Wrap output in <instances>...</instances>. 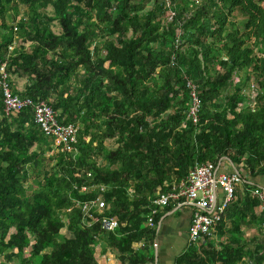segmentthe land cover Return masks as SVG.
Instances as JSON below:
<instances>
[{
    "label": "trees",
    "instance_id": "obj_1",
    "mask_svg": "<svg viewBox=\"0 0 264 264\" xmlns=\"http://www.w3.org/2000/svg\"><path fill=\"white\" fill-rule=\"evenodd\" d=\"M18 3L31 8L28 21L9 24ZM48 5L53 16L38 10ZM55 19L60 33L49 27ZM18 30L31 49L20 42L9 52ZM0 35L7 71L30 79L14 91L47 101L59 122L79 127L76 149L57 144L52 170L37 188L26 186L28 167L42 164L54 140L31 107L6 115L0 91V253L30 246L29 263L98 264L93 246L106 214L119 221L108 232L119 260L151 263L155 229L145 223L156 191L208 160L230 158L250 175L264 173V0H0ZM188 81L201 99L196 123L187 119ZM252 83L254 107L243 93ZM107 138L117 147L106 148ZM98 195L103 214L84 216L78 203ZM259 203L247 188L214 223L219 240L206 235L174 264H264V233L254 248L238 236L251 223L245 212Z\"/></svg>",
    "mask_w": 264,
    "mask_h": 264
},
{
    "label": "built area",
    "instance_id": "obj_2",
    "mask_svg": "<svg viewBox=\"0 0 264 264\" xmlns=\"http://www.w3.org/2000/svg\"><path fill=\"white\" fill-rule=\"evenodd\" d=\"M171 18V17H170ZM17 30V27L14 28ZM1 38V35H0ZM178 41V39H177ZM15 42L8 46L9 52L14 49ZM10 73L7 71V59L0 57V91L2 93L3 111L6 115H12L21 110L31 107L34 112V119L43 132L52 138L56 144H60L63 150H75L74 142L77 138L78 126L73 123L64 124L58 121L57 111L45 100H34L28 96H21L16 93L12 86ZM190 88V100L188 103L187 119L196 123L201 110V99L197 93L193 82L188 81ZM243 93L248 95L249 104L254 107L256 104L259 89L255 84H251ZM245 103H240L238 110L244 107ZM212 161L196 163L189 170L187 175L181 180H174L168 184L170 188L166 191H156L152 198V208L147 214V225L153 227L155 216L161 207L174 203L176 205L186 204L192 209L191 223L189 226V239L192 244L203 241L206 235H213L214 223L220 219L228 204L236 198L237 186L246 177L240 171H220L219 165ZM248 174V172L246 173ZM220 188L223 197L217 204V191ZM105 185L100 186L104 191ZM260 201V206L264 210V188L256 187L252 191ZM106 201L102 195L95 199L78 203L84 216L93 217V212L102 213L106 208ZM91 224V222H89ZM101 229L104 232H112L119 226L117 217L103 214L100 219Z\"/></svg>",
    "mask_w": 264,
    "mask_h": 264
},
{
    "label": "crops",
    "instance_id": "obj_3",
    "mask_svg": "<svg viewBox=\"0 0 264 264\" xmlns=\"http://www.w3.org/2000/svg\"><path fill=\"white\" fill-rule=\"evenodd\" d=\"M18 76V84H13L17 88V91H22L25 89L26 85L23 84L24 80L20 79ZM14 87V88H15ZM13 88V89H14ZM16 90V89H14ZM220 171L230 172V171H240L246 177L243 182L237 186L236 198L238 202H241L245 196V191L250 188L252 192L256 187L264 188V173L250 175L247 169H244L242 163H235L224 158L219 165ZM248 172V174H246ZM247 184L253 185V187ZM223 197V192L220 188L217 191V204L220 203ZM264 210L261 208L260 203L257 206L251 208V210L246 211L244 218L245 221H250V224H242L238 236L242 243H248L249 247L254 248L256 243H259L262 239L260 234L264 233V217L262 213ZM192 209L186 204L176 205L171 203L167 207H161L157 213V218L155 224L152 228L155 229V238L153 241V253L155 259L151 263L147 264H174L175 259L187 250L191 244L189 239V226L191 223ZM252 218L253 220H251ZM147 225V222L145 223ZM149 226V225H147ZM151 227V226H150ZM63 236L70 237L72 233L67 229L62 231ZM228 233L227 236H230ZM108 232H101L96 243L93 246L94 255L98 264H123L119 258L118 253L111 249L108 245ZM212 238L219 240V236L213 233ZM224 239V237H222ZM32 237V241H33ZM143 241L135 242L133 245L138 248ZM48 248L46 251H50ZM31 247H26L23 253L16 254V249H8L0 253V264H33L26 261V258L30 255ZM6 254H11V257H7ZM35 262V261H34Z\"/></svg>",
    "mask_w": 264,
    "mask_h": 264
},
{
    "label": "rangeland",
    "instance_id": "obj_4",
    "mask_svg": "<svg viewBox=\"0 0 264 264\" xmlns=\"http://www.w3.org/2000/svg\"><path fill=\"white\" fill-rule=\"evenodd\" d=\"M197 1V0H196ZM16 10H17V14H16V20L14 21H11L9 22V24H12V25H16L18 20H22V19H25L26 21H28V17H29V13H30V10L31 8L25 4H22V3H18L17 4V7H16ZM38 10H40L41 12H43L44 14H46L47 16H53L54 14V11H53V7L51 5H48L46 8H39ZM235 16H236V20L240 23L243 22L244 18L243 16L239 13V12H236L235 13ZM49 27L51 30H53L54 32L56 33H60L61 32V27L59 25V22L58 20H53L50 22L49 24ZM15 45L18 44V46L20 45V42H21V46H24L27 50H30L31 49V42L29 41H23L21 40L22 36H21V32L19 33V30L18 31H15ZM128 35H130V33H128ZM104 39H98L97 43L99 45H102ZM13 42V43H14ZM258 54H262V52H259L258 50H256ZM79 73H82V69L79 70ZM11 81L13 84H18V76L17 75H12L11 74ZM21 80H24V83L23 84H27L30 82V79L28 77H21L20 78ZM70 83H74V77L69 81ZM15 87V85H13V88ZM14 89L17 90V88L15 87ZM104 129L101 130V132L103 131ZM104 144L106 146V148L108 149H114L117 147L118 143L116 141L115 138H107L105 139L104 141ZM50 148H52L50 151H47L46 154L44 155L43 157V162L41 165H39L38 168H34L33 170V167L29 166V172H30V176L27 180V182L25 183L26 186H29V187H32V188H37L38 187V183L36 182V180H39L41 179L42 180V177H43V174L45 171H49V170H52V167L55 163V160L54 159H50V156H52L54 154V152L56 151V148H57V144L56 142H51L50 143ZM94 159L97 161L98 164L100 165H105V160L101 157V155H94ZM37 169H40V171H37ZM65 220H66V217L64 216L63 217ZM63 236V234H62ZM61 235L58 236V238H62Z\"/></svg>",
    "mask_w": 264,
    "mask_h": 264
},
{
    "label": "water",
    "instance_id": "obj_5",
    "mask_svg": "<svg viewBox=\"0 0 264 264\" xmlns=\"http://www.w3.org/2000/svg\"><path fill=\"white\" fill-rule=\"evenodd\" d=\"M229 161H231V159L230 158H227Z\"/></svg>",
    "mask_w": 264,
    "mask_h": 264
}]
</instances>
